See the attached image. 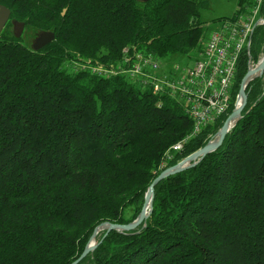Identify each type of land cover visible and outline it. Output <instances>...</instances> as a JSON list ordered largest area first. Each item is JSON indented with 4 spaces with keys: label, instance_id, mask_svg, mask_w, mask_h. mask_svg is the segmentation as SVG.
I'll return each mask as SVG.
<instances>
[{
    "label": "trees",
    "instance_id": "16d2710c",
    "mask_svg": "<svg viewBox=\"0 0 264 264\" xmlns=\"http://www.w3.org/2000/svg\"><path fill=\"white\" fill-rule=\"evenodd\" d=\"M257 0H239L230 18ZM0 264H73L96 229L135 221L166 152L194 122L175 100L123 76L72 73L74 53L117 64L137 47L157 60L201 52L209 0H0ZM251 8V9H250ZM250 9V10H249ZM247 11H249L247 13ZM259 17L264 18V0ZM52 32L36 52L14 30ZM250 55H264V25ZM189 140L167 167L204 148L235 109ZM222 146L155 186L152 212L128 232L101 231L79 264H264V73Z\"/></svg>",
    "mask_w": 264,
    "mask_h": 264
},
{
    "label": "built area",
    "instance_id": "2783aa9c",
    "mask_svg": "<svg viewBox=\"0 0 264 264\" xmlns=\"http://www.w3.org/2000/svg\"><path fill=\"white\" fill-rule=\"evenodd\" d=\"M261 1H256L248 15L218 23L217 29L202 42L203 49L191 67L162 68L159 60L133 46L123 49L122 59L117 64L74 53L72 68L74 73L85 72L105 79L123 76L142 90L155 89L158 95L175 100L185 112L196 117L197 130L191 139L195 138L203 129L228 114L241 56H248V70L257 68L251 58L250 47L256 27L264 25V18L258 15ZM256 76L258 78L259 74ZM238 98L239 94L235 107ZM185 144L172 146L167 151L159 171L170 168L168 164L184 149Z\"/></svg>",
    "mask_w": 264,
    "mask_h": 264
},
{
    "label": "water",
    "instance_id": "95a60500",
    "mask_svg": "<svg viewBox=\"0 0 264 264\" xmlns=\"http://www.w3.org/2000/svg\"><path fill=\"white\" fill-rule=\"evenodd\" d=\"M148 1V0H143ZM11 17V11L4 5H0V35L3 32L4 28L6 27L7 23L9 22ZM15 25H18L16 28V34L18 36L21 35L22 30L24 28L23 24L16 23ZM55 39V34L52 32H43L41 35L36 39L33 50L38 52L47 45H49L51 42H53ZM264 73V55L262 59L259 62V66L257 69L252 70L249 69L247 75L243 79L240 91H239V98L236 104V107L232 114L228 117L226 122L224 123L223 127L218 131L216 138L213 142L208 143L204 148L198 150L197 152L193 153L192 155L184 158L181 162H179L176 166L170 167L165 169L163 172L159 174V176L152 182L150 187L148 188V191L145 196V203L141 210V213L137 217L135 221L128 225H117V224H110L105 223L98 227L93 234L92 238L90 239L88 245L86 246L83 254L81 257L75 261L73 264H79L89 252H92L96 248V243L93 242V239L97 237V235L101 231H118V232H128L135 230L137 227H139L141 224H144L148 217L150 216L152 212V205L155 195V186L161 182L162 180L168 178L171 175H175L177 173H180L192 166H195L197 163H199L205 156L208 154L214 152L215 150L219 149L224 140L226 135L229 133V131L237 124V122L241 118L242 111L244 107L247 104V93L246 89L248 85L257 78L256 74H259L261 77Z\"/></svg>",
    "mask_w": 264,
    "mask_h": 264
},
{
    "label": "rangeland",
    "instance_id": "374dc122",
    "mask_svg": "<svg viewBox=\"0 0 264 264\" xmlns=\"http://www.w3.org/2000/svg\"><path fill=\"white\" fill-rule=\"evenodd\" d=\"M138 1L143 2V0H138ZM251 1H253V0H251ZM238 2H239V0H209V8L202 10V15H201L202 22L205 24V33H206L205 37L206 38L209 36V34L213 30L217 29L218 26H217V23H214L215 20H218L221 18H230L236 13V11L238 10ZM248 12L249 11H247V13ZM17 26L18 25H14L15 31H16ZM40 35H41V33L34 35L30 32L25 31L23 28L20 36H22L25 45L33 48V45H34L36 39ZM206 38H204V39H206ZM198 56H199V52L194 51L191 53V57H189V58L185 57V56L184 57L183 56H175V57H169L167 59L159 60V63H160L162 68H167V69L174 68L176 66L191 67L194 65L195 59ZM262 56L260 57V59L257 62H254L257 68L259 66V62H260ZM258 77H260V76H258ZM217 133H216V135H217ZM216 135L211 137V138H213L211 142H213L215 140ZM211 138L209 137V140H211ZM98 236H99V234L97 235L96 239L98 238Z\"/></svg>",
    "mask_w": 264,
    "mask_h": 264
},
{
    "label": "bare ground",
    "instance_id": "6f19581e",
    "mask_svg": "<svg viewBox=\"0 0 264 264\" xmlns=\"http://www.w3.org/2000/svg\"><path fill=\"white\" fill-rule=\"evenodd\" d=\"M66 69H67L69 72L74 73V70H73V68H72L71 63H66ZM78 73H80V72H78ZM88 74H89V73H88ZM92 76H93V75H92ZM148 91H151L153 94L158 95V93L155 91V89H148ZM185 113H186V114L190 117V119L194 122V128H193V131L191 132V134H190L186 139H184L183 141H180V142L176 143V144L173 145V146L182 145V144L187 143V142L189 141V139H191V137H192L194 131L197 130V120H196V117H195L194 115H192V114L187 113V112H185ZM168 151H170V149H169ZM166 153H167V152H166ZM164 157H165V156H164ZM96 241H97V239H96V237H95V238L93 239V242L96 243Z\"/></svg>",
    "mask_w": 264,
    "mask_h": 264
}]
</instances>
